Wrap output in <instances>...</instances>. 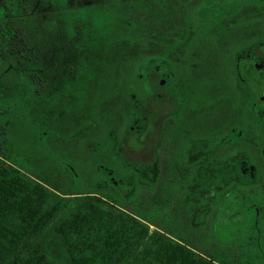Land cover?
I'll return each instance as SVG.
<instances>
[{
    "label": "trees",
    "instance_id": "1",
    "mask_svg": "<svg viewBox=\"0 0 264 264\" xmlns=\"http://www.w3.org/2000/svg\"><path fill=\"white\" fill-rule=\"evenodd\" d=\"M38 1L0 0V90L6 86L2 75L17 77L20 83L17 80L11 94L15 90L24 96L30 90L31 101L27 103L32 109L36 98L42 109L50 96L60 102L71 88L66 87L69 80L81 81L78 79L109 72L114 76L140 75L146 69L147 75L160 74V60L167 62L160 53V43L171 50L189 36L172 32L162 35L161 23L182 14V7L176 5H192L196 0H165V4L163 0L137 1V13H130L127 4L90 10L91 16L80 11L77 19L93 31L84 32L80 42L66 49L67 54L56 56L50 63L34 48L37 40L29 32ZM242 4L244 10L236 11L229 21L234 26L241 22L246 28H260L259 35L245 31L244 44L264 54V0H243ZM190 9L189 15L193 16ZM189 15L180 19H188ZM155 44L158 50L153 49ZM256 66L252 63L253 69ZM16 92L5 97L0 94V116L6 112L5 98L13 104ZM40 93L47 96L40 97ZM79 96L82 94L66 95L62 104L72 105L79 114L86 109L92 111L94 108L84 106ZM131 114L135 112L129 111ZM10 122L0 124V130ZM108 138L113 140V134ZM3 144L0 140V264H264L262 253L255 259H244L249 252L243 246L249 247L250 243H239V233L231 237L223 234L225 220L238 210H264V158L257 167L261 175L254 177L249 171L245 174L242 162L234 158H213L208 171L205 159L197 158V185L205 187L206 179L211 177L213 186L221 187L225 178L227 184L223 186L227 190L212 195V211L206 209L208 200L202 194L195 207L189 209L187 198L185 209L179 210V204L169 199L160 208V136L152 146V162L116 158L127 165L124 172L113 178L116 173L106 164V171L101 168L102 174L92 186L82 184V188L73 185L75 178L72 186L60 185L49 180L46 173L17 167L4 153ZM41 162L48 163L45 158ZM183 211L185 219L178 215ZM191 215L194 235L188 233ZM257 223L254 221L253 228Z\"/></svg>",
    "mask_w": 264,
    "mask_h": 264
},
{
    "label": "flooded vegetation",
    "instance_id": "2",
    "mask_svg": "<svg viewBox=\"0 0 264 264\" xmlns=\"http://www.w3.org/2000/svg\"><path fill=\"white\" fill-rule=\"evenodd\" d=\"M208 1L211 2L207 5L212 10L213 18L201 26L194 25L193 16L189 15L191 5L188 4L176 5L177 8L182 7V14L173 15V21L161 23L162 35L172 32L189 36L171 50H166L164 42L160 43L163 46V57L167 59V62L160 60V93L153 90L154 76L150 73L137 77L144 79L142 91L133 94L143 97V94L146 96L151 93L160 99V208L169 199L179 204V210H184L188 198L191 209L202 194L208 200L206 209L212 211V195L219 190L222 193L227 190L226 185L223 186L226 180L222 179L221 187H214L212 178L208 177L206 186L199 187L197 158L205 159L207 171L211 170L213 158H234L242 162L245 174L249 171L254 177L260 176L262 172L257 167L264 158V54L256 53L253 47L247 48L244 44L245 31L259 35L260 28H246L241 22L234 26V22L229 21L236 11L243 8V0H205ZM186 13L188 19L181 20ZM216 13L220 14V20L214 16ZM235 46L237 48L230 50ZM219 48L224 49L220 58ZM252 56L256 59H250ZM252 63L257 65L256 70ZM211 71L218 74L213 77ZM221 71L224 72L222 75ZM125 77L129 80L131 78ZM123 83L117 85V88L126 87L127 84ZM132 110L136 117L139 116L133 120L136 126L148 132L155 129L149 116L135 108ZM134 140L137 141L136 137ZM111 141L112 144L108 146L110 150L123 151L126 158L133 159L132 153L130 155L132 149L128 151L130 139ZM93 142L96 147L100 141L94 139ZM106 158L108 160L98 161L100 174L106 164L111 172L116 173L113 178L127 168V165L117 162L114 155ZM154 158L152 148L149 158L134 160L149 164ZM178 215L186 218L184 211ZM191 216L188 233L194 235L191 225L195 221Z\"/></svg>",
    "mask_w": 264,
    "mask_h": 264
},
{
    "label": "rangeland",
    "instance_id": "3",
    "mask_svg": "<svg viewBox=\"0 0 264 264\" xmlns=\"http://www.w3.org/2000/svg\"><path fill=\"white\" fill-rule=\"evenodd\" d=\"M137 1L145 2L147 0H39L35 6L34 20L31 25L28 24L29 32L34 40H37L34 43V48L38 52H42L47 62L50 63L53 58L64 54L67 52L66 49L80 42L84 37V32L90 33V31H93L90 28L86 29L83 25L84 22L82 23L79 18L77 19L80 11L89 13L90 10L101 7H124V4H127L130 13H137L140 12L138 8L134 7L138 6ZM206 3L203 0H196L191 5L194 25L196 24V26H201L213 18L211 15L212 10ZM230 4L235 6L234 3ZM209 10L211 12H208ZM240 10L244 9L241 8ZM70 12L71 14H69ZM89 16H91V13H89ZM69 18H72V20L70 21ZM154 46L153 49H159L156 44ZM162 48L163 46L160 45V53ZM235 48L237 47H232L230 50ZM199 50L202 49L199 48ZM219 50L221 52L220 58L224 49L219 48ZM125 64L128 66L130 62L126 61ZM126 65L123 67H126ZM0 68L3 67L0 65ZM2 71H5V69ZM146 71L148 69L140 75H137L139 72H135L137 74L116 76L109 72L84 78L83 80L78 79L81 81L69 77V79L75 81L69 80L66 83L67 89L71 88L66 91L64 96H77L80 93L82 96L79 97L84 101V106L88 109L90 107L94 108L92 111L86 109L80 114L73 110L72 105L65 103L64 106L62 104L66 99L64 96L58 103L50 96L45 101L46 107L44 109L40 104H37L38 98H36L32 109L29 105L32 96L31 91L29 90L23 96L20 95V91L13 90V93L16 92L15 101L10 104L5 98L3 107L6 112L0 116V124L2 125L7 120L11 121L10 124L4 126L5 129L0 130V133H2L0 140L4 141V153L14 161L17 167L25 171L46 173L49 180L60 185L68 184L72 186L71 183L75 178L76 182H73V185L75 187L78 185L79 188L83 187L82 184H85L86 187L92 186L94 180L100 174L97 167L99 160H108L106 156L111 155L116 156V158H125L123 151L110 150L108 147L110 142L112 143L108 137L112 134L114 140L121 139L122 142L125 139L131 140V143H128V151L132 149L130 155L132 153L133 159L149 158L153 142L158 138L160 99L157 98V95L153 96L151 93L146 96L143 94V97L133 95L142 91V80L144 81V79L140 80L137 77L144 75ZM60 73V71L57 72L58 75ZM223 73L220 72L221 75ZM152 74L154 76L153 90L160 93L159 75L157 73ZM211 74L214 77L218 72L211 71ZM58 75L57 79H59ZM125 76H130V80L126 79ZM1 80L5 81L6 84L0 90L1 96L5 97L6 94L12 96L11 90L14 89L13 87H17V80L20 83V79L2 75ZM127 81L129 82L127 83ZM11 82H13V85H11ZM123 82L127 85L120 91L117 85ZM83 88L85 91H83ZM86 89L88 90L86 91ZM40 94V97L46 95V93ZM133 108L150 117L155 126L153 131L148 132L135 125L134 121L139 116L129 115V111ZM135 137L137 141L134 140ZM94 139L100 141L96 147H94ZM88 142L90 143L89 146H87ZM78 151L81 154L79 153L80 155L76 156ZM42 158H45L48 163L41 165ZM105 168L103 166L102 170L104 171ZM258 220L260 222L257 223ZM254 221L258 224L255 228H253ZM225 224L223 231V234H226L225 236L231 237L232 233L236 232L240 234L239 243H250L249 247L243 246V249L249 252L245 255V260L255 259L260 253L264 254V210H258L257 208L238 210L233 217L225 220ZM152 228H155V226L153 225ZM260 234L261 236H259ZM250 235L253 237H249ZM258 236L259 239H257ZM230 240L231 238L228 239L229 243Z\"/></svg>",
    "mask_w": 264,
    "mask_h": 264
}]
</instances>
